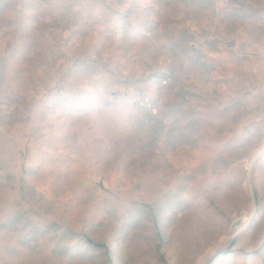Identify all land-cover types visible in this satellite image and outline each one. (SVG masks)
I'll return each mask as SVG.
<instances>
[{
	"label": "rangeland",
	"instance_id": "1",
	"mask_svg": "<svg viewBox=\"0 0 264 264\" xmlns=\"http://www.w3.org/2000/svg\"><path fill=\"white\" fill-rule=\"evenodd\" d=\"M0 264H264V0H0Z\"/></svg>",
	"mask_w": 264,
	"mask_h": 264
},
{
	"label": "bare ground",
	"instance_id": "2",
	"mask_svg": "<svg viewBox=\"0 0 264 264\" xmlns=\"http://www.w3.org/2000/svg\"><path fill=\"white\" fill-rule=\"evenodd\" d=\"M203 260H204V258L202 259V261H201V262H203Z\"/></svg>",
	"mask_w": 264,
	"mask_h": 264
}]
</instances>
